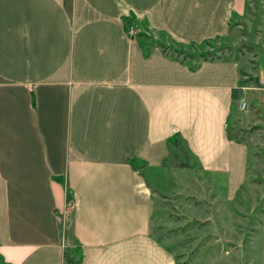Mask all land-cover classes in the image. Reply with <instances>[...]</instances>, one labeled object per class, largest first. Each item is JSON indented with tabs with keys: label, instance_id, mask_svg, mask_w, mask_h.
Returning a JSON list of instances; mask_svg holds the SVG:
<instances>
[{
	"label": "crops",
	"instance_id": "crops-1",
	"mask_svg": "<svg viewBox=\"0 0 264 264\" xmlns=\"http://www.w3.org/2000/svg\"><path fill=\"white\" fill-rule=\"evenodd\" d=\"M245 5L0 0L5 264H175L150 232L146 169L180 139L213 182L235 190L246 151L227 120L239 73L223 57L191 68L156 47L145 52L126 26L201 42L224 36Z\"/></svg>",
	"mask_w": 264,
	"mask_h": 264
},
{
	"label": "rangeland",
	"instance_id": "rangeland-1",
	"mask_svg": "<svg viewBox=\"0 0 264 264\" xmlns=\"http://www.w3.org/2000/svg\"><path fill=\"white\" fill-rule=\"evenodd\" d=\"M130 22L133 39L145 52L158 42L162 54L191 68L223 57L236 63L239 73L227 133L246 151L241 183L225 193L183 141L171 142L160 165L146 169L154 203L151 234L175 264H264V0H246L224 36L201 42H181ZM0 264H5L1 258Z\"/></svg>",
	"mask_w": 264,
	"mask_h": 264
},
{
	"label": "built area",
	"instance_id": "built-area-1",
	"mask_svg": "<svg viewBox=\"0 0 264 264\" xmlns=\"http://www.w3.org/2000/svg\"><path fill=\"white\" fill-rule=\"evenodd\" d=\"M131 27H133V26H131ZM131 27L129 26V29L128 30H126L127 31V34L130 36V37H134V31L131 29ZM238 102H239V107L240 108H244V106H245V101L243 100V99H239L238 100ZM66 206L68 207V211L72 208V202H66Z\"/></svg>",
	"mask_w": 264,
	"mask_h": 264
},
{
	"label": "trees",
	"instance_id": "trees-1",
	"mask_svg": "<svg viewBox=\"0 0 264 264\" xmlns=\"http://www.w3.org/2000/svg\"><path fill=\"white\" fill-rule=\"evenodd\" d=\"M131 23V22H130ZM130 23H128L127 24V26H126V28L128 27V26H130L131 24ZM140 37V36H139ZM139 37H138V40H139ZM203 41H206V40H203ZM139 45H140V47L142 48L143 46H141V44L139 43ZM154 46L155 47H160V49H161V51L162 52H164L165 50L163 49V45L161 46V44H159L158 42H154ZM191 57V56H190ZM231 98H232V100L233 99H235L236 98V89H232V91H231ZM68 198H66V200H67Z\"/></svg>",
	"mask_w": 264,
	"mask_h": 264
}]
</instances>
